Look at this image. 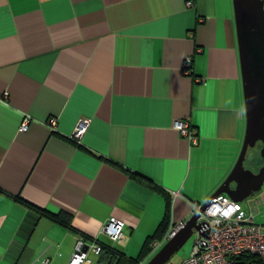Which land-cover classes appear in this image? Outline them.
<instances>
[{"label":"crops","instance_id":"0c3cea01","mask_svg":"<svg viewBox=\"0 0 264 264\" xmlns=\"http://www.w3.org/2000/svg\"><path fill=\"white\" fill-rule=\"evenodd\" d=\"M245 131L234 0H0V264H68L79 235L137 256L168 205L169 230L223 183ZM239 202L264 225V184Z\"/></svg>","mask_w":264,"mask_h":264},{"label":"built area","instance_id":"2783aa9c","mask_svg":"<svg viewBox=\"0 0 264 264\" xmlns=\"http://www.w3.org/2000/svg\"><path fill=\"white\" fill-rule=\"evenodd\" d=\"M190 68L191 57H188L184 63V72L189 73ZM50 123L52 128L56 127L55 119H52ZM88 123L87 119H80L72 137L80 139ZM27 125L25 121L20 129L25 130ZM174 127L190 143H197V130L188 118L177 120ZM201 207L202 204H192L189 217L199 212L200 230H194L197 236L192 250L180 264H234L238 257L246 254L255 256L264 264V225L255 223L253 213H246L239 201L232 200L225 194L218 195L202 211ZM188 218L173 225L161 239L153 241L152 254L172 238L176 231L184 226ZM124 225L125 222L122 219L112 216L105 223L103 233L110 240L121 242ZM100 249L96 241L88 244L85 238L79 235L68 264H92L91 255H97Z\"/></svg>","mask_w":264,"mask_h":264},{"label":"water","instance_id":"95a60500","mask_svg":"<svg viewBox=\"0 0 264 264\" xmlns=\"http://www.w3.org/2000/svg\"><path fill=\"white\" fill-rule=\"evenodd\" d=\"M239 58L244 88L246 131L234 167L216 191L202 203L201 211L221 194L243 201L260 191L264 184V0H234ZM260 146L263 164L257 171L246 166L249 151ZM235 184L234 187L232 185ZM199 212L190 216L145 264H167L200 230Z\"/></svg>","mask_w":264,"mask_h":264},{"label":"trees","instance_id":"16d2710c","mask_svg":"<svg viewBox=\"0 0 264 264\" xmlns=\"http://www.w3.org/2000/svg\"><path fill=\"white\" fill-rule=\"evenodd\" d=\"M260 146L261 145L259 144L256 148L250 150L249 155L250 153L251 154L254 153V151H256L257 148H260ZM18 199L22 204L30 208H33L35 210H38L40 212H43L37 206L31 203H28L25 200H22L20 197ZM47 215L59 221L64 226L68 227L69 229L74 230L71 224L70 215H67V214L54 215L50 213H48ZM169 225H170V222H169V205H168V209H167L164 219L160 222L155 233L147 238V240L145 241L144 245L142 246L140 250V253L135 257L127 255L124 251H122L121 249L112 245L109 242L107 243V242H101L99 240H95L101 248L99 253L96 255L97 264H141L151 253V244L153 243V241L157 239H161L165 235L166 231L168 230ZM82 236L84 238H89L85 235H82ZM151 256H149L148 258H151ZM146 262H144V264ZM234 264H262V263L258 259H256L255 256L246 254V255H241L240 257H238Z\"/></svg>","mask_w":264,"mask_h":264},{"label":"rangeland","instance_id":"374dc122","mask_svg":"<svg viewBox=\"0 0 264 264\" xmlns=\"http://www.w3.org/2000/svg\"><path fill=\"white\" fill-rule=\"evenodd\" d=\"M252 158H255L257 160V164L256 162L254 164V169L255 171H257L260 168V166L263 164V161L260 157V148H257L256 151H254V153L252 154L250 153V155L248 156V159L246 160V166L248 167L250 166V164L252 163ZM244 201H241V202H244ZM196 236H197V233L194 231L193 234L190 236V238L185 243V245L177 253H175L172 256L171 260L167 264L177 263L183 257L188 256L192 250Z\"/></svg>","mask_w":264,"mask_h":264}]
</instances>
